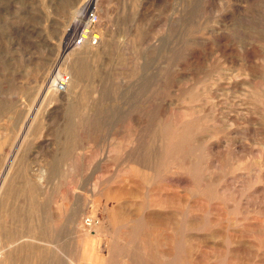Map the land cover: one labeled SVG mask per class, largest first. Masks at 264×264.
Returning <instances> with one entry per match:
<instances>
[{"label":"rangeland","instance_id":"rangeland-1","mask_svg":"<svg viewBox=\"0 0 264 264\" xmlns=\"http://www.w3.org/2000/svg\"><path fill=\"white\" fill-rule=\"evenodd\" d=\"M89 1L0 0V264H264V0Z\"/></svg>","mask_w":264,"mask_h":264},{"label":"built area","instance_id":"built-area-1","mask_svg":"<svg viewBox=\"0 0 264 264\" xmlns=\"http://www.w3.org/2000/svg\"><path fill=\"white\" fill-rule=\"evenodd\" d=\"M98 23V7L96 2L91 0L84 4L74 21L69 25L63 43L64 52L69 53L85 45L97 46L102 39ZM67 80V76L61 75L56 81V88L59 91L65 90Z\"/></svg>","mask_w":264,"mask_h":264},{"label":"bare ground","instance_id":"bare-ground-1","mask_svg":"<svg viewBox=\"0 0 264 264\" xmlns=\"http://www.w3.org/2000/svg\"><path fill=\"white\" fill-rule=\"evenodd\" d=\"M80 7H81V6H80ZM81 8H82V7H81ZM81 8H77V10L75 9V10L73 11V14L76 12V14H75V16H76V15L78 14V12L81 10ZM85 46H90V45H85ZM82 47H84V46H82ZM82 47H80V48H82ZM80 48H79V49H80ZM91 48H93V47H89V48H87V51H85V52H86V53H88V52H89V53L92 52V51H91ZM83 49H84V48H83ZM88 49H90V50H88ZM82 51H83V50H82ZM70 52H71V51H70ZM70 52H69V53H70ZM78 52H79V51H77V52H73V53H72L73 55L70 56V59L72 60V57L74 56V54H76V53H78ZM69 53H67L66 55H68ZM65 57H66V56H65ZM44 93H45V91H44ZM47 95H48V94H47ZM52 97H53V96H52ZM4 169H5V167H4ZM5 180H6V179H5ZM3 181H4V180H3ZM3 181H2V183H3ZM3 184H4V183H3ZM3 186H4V185H3ZM1 188L4 189V187H2V186H1ZM0 195H1V194H0ZM0 200H1V199H0ZM2 215H3V214H2ZM3 216H5V215H3ZM1 217H2V216H1ZM5 219H6V217H5ZM7 222H8V220H7ZM8 223H9V222H8ZM8 223H7V224H8ZM10 224H11V223H10ZM12 224H13V223H12ZM3 228H4V227H3ZM1 229H2V228H1ZM8 229H9V228H8ZM10 230H11V229H10ZM1 232H3V230H1ZM4 232H5V231H4ZM0 235H2V234H0ZM164 248H166V247H164Z\"/></svg>","mask_w":264,"mask_h":264}]
</instances>
